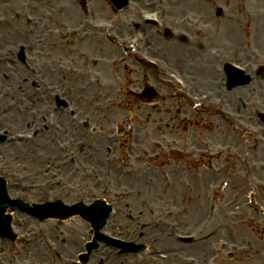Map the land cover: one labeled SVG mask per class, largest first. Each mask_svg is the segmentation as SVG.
Listing matches in <instances>:
<instances>
[{
    "label": "rangeland",
    "instance_id": "374dc122",
    "mask_svg": "<svg viewBox=\"0 0 264 264\" xmlns=\"http://www.w3.org/2000/svg\"><path fill=\"white\" fill-rule=\"evenodd\" d=\"M146 1V0H145ZM150 4L153 1H156L157 3L150 4L146 8L149 10L158 9L165 15H170L173 18L172 25H178V20L181 19L183 16L187 15L190 16L193 24L195 27H197V32H195L194 29H177L184 33V40H176L178 45H172V47L167 46L169 51H166L163 54L164 61L168 65H172L174 61H176V69L184 75L186 78L189 79L190 84L196 89V90H206L210 91L215 89V75H209L208 73L211 72L213 69L216 68L218 65L215 62H212L210 60L204 62L201 60V54H206V50L212 46H219V48L222 49V51L225 53L228 50L234 51L237 54L241 52L243 43H242V35L244 31H246L247 36L250 34L251 38L248 39V41L252 42V45L260 49V53L263 54L264 57V23L262 21L261 28H258V33H255L254 28L250 32L248 28H250L249 20L248 18L244 16V13L241 11V0H198L197 2H192V0H180L179 2H176L175 0L171 2L172 0H147ZM257 3L255 5V9L258 11V13L262 15L260 21L264 19V0H255ZM159 8H156L157 5ZM58 5V4H57ZM220 7L223 10V17L218 19L215 17V10ZM59 8V7H57ZM57 8L51 9L49 7V11L53 12H60ZM103 10V6H99V8H95L94 4V11L101 15ZM237 11L241 13V15L237 14ZM122 15H125L124 13ZM128 15V14H126ZM259 15V16H260ZM245 19V20H244ZM79 24V17L70 18L66 25L76 26ZM226 26H231L233 29V34L228 36L227 33H224L223 28ZM245 27V28H244ZM248 27V28H247ZM209 28L208 34H204V32ZM230 28V27H229ZM119 31L124 34L125 36L130 35V31H132L129 26H127L124 22V25L119 29ZM146 34L149 36L148 38V49L151 53L157 56H162V52L159 50L161 45H156L158 43V39H163L162 42L166 43V41H170V44L174 40H166L162 38L160 34L158 36H155L147 31ZM177 34V31H176ZM174 35V33H173ZM152 36V37H151ZM100 38V37H98ZM103 42L107 44V49H104V54H100V52L97 53V57L101 58L102 60H97L100 64L98 65L99 69L104 71L105 77H109L110 74H114L113 71L120 68L116 65L112 66L110 65V68L107 67L106 61L109 60V58H115V52H113V48H110V45L106 38H100ZM253 40V41H252ZM255 40V41H254ZM258 41V42H257ZM154 42L155 46L152 47L151 44ZM193 42V43H192ZM257 43V44H256ZM169 45V44H168ZM58 43L56 40H50L49 46L48 45H42L41 49H39V56L40 57H47V56H53L56 54L58 56L59 52L62 50L64 53V57H66V50L62 48L61 50L57 51L53 47H57ZM118 48V47H117ZM115 48L118 55H121L122 49L121 48ZM184 49H187L186 55L182 53ZM163 51V47H162ZM76 59L75 62L78 65L79 63H82V59L78 56H74ZM104 58V59H103ZM106 60V61H105ZM95 64V63H94ZM202 65H208L204 69L198 68ZM208 69V70H207ZM208 72H205V71ZM93 91V90H92ZM237 91L230 92L227 96L229 99V107L230 109L242 111L245 114L249 115L250 112L245 109H249V103L251 100H253V91L248 89V87L244 88V94L238 95ZM262 92V91H261ZM91 95L95 97V100L101 99L102 95L97 92H91ZM89 95L88 98L91 96ZM259 98L261 96L259 95ZM241 99V102L239 101ZM257 101V100H256ZM179 107H185L184 104L179 101L177 104ZM241 108H240V107ZM167 107H164L163 110H166ZM199 114H194L189 112V116H193L194 118L201 117L205 118L204 115H207L205 113L200 112L199 110H195ZM251 111V109H250ZM161 116V115H160ZM159 116V118H160ZM209 119L211 117L207 115ZM158 117L156 116L157 120ZM162 121H169L171 119V116H168L167 114L163 113V117H161ZM156 122V121H155ZM153 126H156L154 123ZM160 130V129H159ZM158 130V133H159ZM215 138H210V142L214 143ZM218 144V143H215ZM214 144V145H215ZM225 144V143H220ZM236 144V147L239 148V145ZM248 145L250 146V143L248 142ZM213 146V145H212ZM223 146V145H222ZM12 149H15L18 152L24 151L26 154L28 153L27 150H25L23 147L13 146ZM241 150L247 154V156L240 157L239 165H236L235 167L231 166L230 170L227 172V169L223 166L226 164L225 157H223L221 160L213 161L215 164V168H218L216 172L214 169H212L213 174L211 171H207L206 173L201 170L200 174L201 179L198 180V183L195 179H190L189 183L187 184V187L180 184V181L177 182V185L175 183H171L169 185H163L164 189L166 191V197L167 199L173 203H175V206L171 210L179 211L180 214L183 213L180 220L183 224V226H195V224L199 223L204 216L205 206H206V191L209 186L218 185L219 187H216L214 189V195L213 200L216 201V205H218L216 210V220H214V226L217 225V223L223 222L226 219L232 220H241L246 223L247 228H253L256 229L255 234L264 235V229L263 228V222H256L253 219H247L249 217L243 218L244 215V209L248 210V208H245V202L246 199L241 200V203H239L237 206H233L232 208L229 205H232L231 203L233 201H236L237 203V197L238 195L249 194L251 191H260L259 188L262 189L261 186H259L257 183H255L254 180H250L249 178L243 177L246 167H248V163H250L251 160H254L256 155V151H254L253 146H250V149L248 147L241 145ZM238 154H241L240 150L238 151ZM257 159H264V154ZM16 164L21 170L24 171H32L34 168V164L28 162L25 158H22L20 160H16ZM238 171H241L238 172ZM175 172V171H174ZM178 174V172H175ZM235 173L238 176H235ZM242 175V176H240ZM178 176V175H177ZM258 176V175H257ZM176 181V179H175ZM238 189H240L238 191ZM264 192V188L262 189ZM184 191V192H183ZM185 191H188L186 193ZM257 192L252 195L253 197H256ZM240 193V194H239ZM179 194V196H178ZM224 199V200H223ZM181 200V201H179ZM226 204V211H224V205ZM229 204V205H227ZM221 205V206H220ZM251 206H254L253 204ZM166 207L160 208V210H164ZM243 210V211H242ZM187 211V214H186ZM248 212V211H247ZM133 211L128 213L127 211L121 212L123 214L122 217H125L128 214H132ZM119 214L117 217L121 216ZM224 217V218H223ZM246 221V222H244ZM234 228L237 230L234 234H239L243 231V227H238L237 223L233 225ZM191 228V227H188ZM240 229V230H239ZM250 231L252 229H249ZM220 232H222V229H220ZM223 233H226V230H223ZM241 234V233H240ZM220 234H218L216 237H218ZM219 238V237H218ZM185 248L179 253H176L172 258H175L179 263L181 264H189L188 263V256L191 253V246H183Z\"/></svg>",
    "mask_w": 264,
    "mask_h": 264
},
{
    "label": "flooded vegetation",
    "instance_id": "af4514ba",
    "mask_svg": "<svg viewBox=\"0 0 264 264\" xmlns=\"http://www.w3.org/2000/svg\"><path fill=\"white\" fill-rule=\"evenodd\" d=\"M128 85H124V86H119L118 85V88L117 89H119V87H120V90L122 91V90H124L125 89V87H127ZM56 239H58V236H56ZM62 243H60V245L58 246V247H62ZM33 247H35L33 244H31V248H33ZM49 249H50V247H49ZM2 250H4V249H2ZM13 253H15V252H13ZM15 256H16V258L18 259L19 258V255L18 254H14ZM14 255L12 256V257H14ZM37 255H39V253H37ZM57 256L58 257H61V254H59V253H57ZM12 262H13V259L11 258V260L10 259H8L6 256H4V255H2V261L0 262V264H12Z\"/></svg>",
    "mask_w": 264,
    "mask_h": 264
},
{
    "label": "bare ground",
    "instance_id": "6f19581e",
    "mask_svg": "<svg viewBox=\"0 0 264 264\" xmlns=\"http://www.w3.org/2000/svg\"><path fill=\"white\" fill-rule=\"evenodd\" d=\"M217 73V72H216ZM217 75V74H216ZM231 118H233L235 120V117L231 115ZM237 118V117H236Z\"/></svg>",
    "mask_w": 264,
    "mask_h": 264
}]
</instances>
